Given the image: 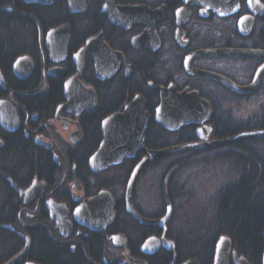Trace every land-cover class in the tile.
<instances>
[{
  "label": "flooded vegetation",
  "instance_id": "af4514ba",
  "mask_svg": "<svg viewBox=\"0 0 264 264\" xmlns=\"http://www.w3.org/2000/svg\"><path fill=\"white\" fill-rule=\"evenodd\" d=\"M0 1V10L18 14L26 13L14 11L17 2L43 8H52L61 2L70 15L69 20L60 24L44 28L39 26L38 51L16 59L29 57L33 61L34 69L26 79L21 80L15 75L13 66L16 61L10 68L12 80L17 85L27 82L36 73L41 74L42 82L30 89L43 95L49 94L53 80L59 81L57 86L62 88V97L51 112H34V108L25 106L18 96L28 92L17 90L12 81L8 83L0 66L7 87L4 89L0 85L6 96L0 101H8L21 122V128L15 133L22 132L25 138H31L36 147L48 151L59 168L58 183L50 185L35 180L31 184L39 183L47 187L36 199L25 203V197L18 195L23 205L19 219L26 216V227L30 231L40 227L47 229L58 247L66 249L72 256L81 257L84 264H185L189 261L200 264L197 260L183 259L181 255L177 235L185 229L178 225L176 209L171 203L176 195L160 203L144 199L145 195L141 197L140 182L150 169H157L158 161L147 166L137 179L133 204L138 214L148 222L162 220L169 207L171 218L164 225H145L127 212V184L143 154L130 160L135 164L124 182V176L117 169L126 161L99 174L90 170L89 160L97 150L94 151L88 157L87 167L95 176L106 173L105 178L115 192L111 193L117 202L116 219L104 234L90 230L75 220L74 212L82 200H88L102 191L95 193L97 179L81 173L82 155L89 151L85 147L89 137L86 127L89 121L92 127H96L97 115L105 107L109 113L100 121L102 135L103 120L123 112L125 106L138 95L146 101L150 126H160L154 120L156 109L162 97L167 98L168 94H162L159 89L197 92L213 108V115L215 107H264V0H225V9L220 14L205 3H196V0H77V13L71 12L69 0H58L50 6L28 5L23 0ZM62 26L70 30L67 55L61 62L54 63L47 35ZM89 41L94 44L89 53L81 56ZM102 45L109 53H105ZM104 55H107V71L101 75L99 59ZM53 69H60L65 75L50 76L49 72ZM72 77H77L78 83L95 92V109L81 112V105H68L65 83ZM65 105L69 106L67 110L58 114ZM85 106L90 105L86 102ZM0 130L15 134L6 132L1 126ZM161 137L164 135L160 134ZM38 139L49 147L37 145ZM13 188L15 191L18 189ZM50 201L65 206L67 210L66 219L71 230H62L66 237L50 218L47 209ZM119 208L123 211L121 218L118 217ZM40 215L42 219L38 218ZM20 234L27 235L17 233L24 241ZM27 237L31 242L30 236ZM98 240L100 243H97ZM30 252L31 244L25 262H34L27 259ZM59 262L75 264L73 259L65 257H60Z\"/></svg>",
  "mask_w": 264,
  "mask_h": 264
},
{
  "label": "trees",
  "instance_id": "16d2710c",
  "mask_svg": "<svg viewBox=\"0 0 264 264\" xmlns=\"http://www.w3.org/2000/svg\"><path fill=\"white\" fill-rule=\"evenodd\" d=\"M15 5V12L26 14L13 13L5 9L0 10V66L8 83L12 81L17 85V82L12 80L11 65L17 58L29 53L33 55L38 51L39 26L44 28L47 25L60 24L69 20L70 15L61 2L52 8L24 6L20 2ZM1 7L2 2L0 1ZM41 82V74L36 73L27 82L18 83L17 90L24 89L28 92L18 98L22 99L21 101L28 108H34V112H51L62 97V88L57 86L58 80H53L54 84H52L49 94L43 95L37 90L31 91L30 87L37 86ZM122 95H125L124 92ZM5 97L4 91L0 88V99ZM104 109L105 107L97 115L95 128L91 126L90 121L87 124L86 130L89 137L85 147L89 151L83 153L80 166L83 176L87 173V177L97 179L95 193L100 190L115 193L110 182H107L105 178L106 173L95 176L89 172L87 167L88 157L97 150L102 139L99 128L100 121L104 115L109 113ZM229 118L221 108H214L211 120L214 129L213 139L220 140L242 132L264 129V112L261 116L254 118L252 123L241 127L234 124L233 121H227L231 119ZM160 134L164 137L159 138ZM0 139L4 142L3 148H0V264L7 263L23 249L25 243L17 235V232H22L31 238V252L27 258L30 261L38 264H61L60 257H65L69 260L73 259L75 264H84L81 257L72 256L66 249L58 247L47 229L40 227L30 231L31 229L26 227L28 221H25V216H22L21 219L18 217L23 205L9 181L11 180L20 190L29 188L35 180L50 185L58 183L59 168L52 155L48 151L36 147L31 138H25L22 132L7 134L0 130ZM194 141H196L194 128L183 129L178 134H170L160 126L152 124L146 134L145 146L148 149L159 150ZM228 148L230 149L227 152L220 155V161L234 169L235 178L225 184L220 189L221 193L209 202L208 214L200 213L196 219L194 216L195 221L192 222L191 228L182 226L185 231H182L184 236L182 233L177 235L178 246L183 259L197 260L200 264H213L217 241L225 236L231 240L232 251H235L238 256L245 257L249 264H262L264 250V139L235 144ZM204 152H188L184 155L197 156ZM185 162L189 161L182 160L177 164L181 166ZM134 164L135 162L126 161L117 169L124 176V182L131 173ZM174 166L171 169L176 168ZM173 183V178H170L168 185V189L171 191L170 196L174 194ZM177 202L178 200L172 197L171 203L175 208ZM118 211V217L121 218L123 211H120V208ZM38 218L42 219V216L40 215ZM6 226H12L17 232L5 228ZM97 243L100 241L98 240Z\"/></svg>",
  "mask_w": 264,
  "mask_h": 264
},
{
  "label": "water",
  "instance_id": "95a60500",
  "mask_svg": "<svg viewBox=\"0 0 264 264\" xmlns=\"http://www.w3.org/2000/svg\"><path fill=\"white\" fill-rule=\"evenodd\" d=\"M57 1L58 0H23V2L28 5L44 6L53 5ZM202 2V0H199V2L196 0V3L200 5H202ZM204 3L206 6L213 8L216 13L220 14L225 0H206ZM69 4L71 12L77 13V0H69ZM69 33L70 30L67 26L53 29L48 33L47 44L54 63H59L66 57L70 40ZM93 44V41H89L87 46L82 50L81 56L89 53ZM102 47L105 53H109L104 45H102ZM106 58L107 55H104L103 58L100 57L99 59V72L101 75L105 74L107 71ZM33 69L34 63L29 57L18 59L13 66L15 75L21 80L26 79L32 73ZM261 74L262 71L259 73V77ZM49 75L53 77H62L65 75V72L60 69H53L49 72ZM204 75L213 78L212 75ZM0 85L4 89H7L1 71ZM159 90L162 94L166 92L168 97H162L160 105L156 109L155 122L169 133H177L185 128L196 127L198 141L179 144L161 150L146 149L145 135L149 129L151 119L146 110L145 99L138 95L125 106L123 112L112 114L103 120L101 126L103 136L101 144L89 160L90 170L95 174H99L120 166L126 160H133L139 154L144 155L129 178L125 194V205L127 212L132 217L140 223L148 225H164L168 222L171 218V207L168 208L167 215L162 220L155 222L146 221L136 211L133 204V191L137 179L147 166L158 160L184 152L218 149L244 141L264 138V130H255L243 132L222 140H211L213 129L208 123L212 118L213 109L207 101L201 99L197 92L185 90L179 93L175 89H168L166 91L163 89ZM65 96L69 106L77 107V104L81 105V112L88 109H95L97 104L95 92L92 89H86L82 84L78 83L77 77H72L66 81ZM86 102L90 106H85ZM68 105L62 106L58 114L62 111H66L69 107ZM0 126L8 133H15L21 128V122L16 110L8 101L4 100L0 101ZM36 144L49 147L47 143L39 139L36 141ZM2 146L3 142L0 140V148ZM16 190L20 192L21 195H25V203H27L44 193L47 187L39 183H34L25 191ZM116 206L117 202L114 196L109 191L102 190L96 196L88 200H82L80 206L74 212V218L86 228L104 234L115 222ZM47 209L51 220L57 228L61 229L62 236L66 237L62 230L65 229L69 232L71 230V225L66 219L67 210L65 206L50 201L47 203ZM5 228L13 230L12 226H6ZM20 236L24 238L26 242L24 249L6 264H21L25 261L30 251L31 242L27 236L22 234H20ZM231 260L233 264H249L243 256L239 257L235 251H232L231 240L228 237L222 236L217 241L215 247L213 264H230ZM24 264L37 263L25 262ZM126 264L132 263L127 262ZM185 264L198 263L196 261H189ZM262 264H264V250Z\"/></svg>",
  "mask_w": 264,
  "mask_h": 264
},
{
  "label": "rangeland",
  "instance_id": "374dc122",
  "mask_svg": "<svg viewBox=\"0 0 264 264\" xmlns=\"http://www.w3.org/2000/svg\"><path fill=\"white\" fill-rule=\"evenodd\" d=\"M218 108L231 118L227 121H233L239 127L252 123L254 118L261 116L264 112V107L260 106ZM228 149L230 148L209 149L197 156H186L183 153L184 156L179 154L161 159L158 161V170L150 169L142 178L145 182L143 180L142 183L140 182L141 197L145 195L144 199L158 203L168 199L171 193L168 185L170 178H173V192L176 195L175 200H178L175 208L178 223L180 226L191 228L195 221L194 216L196 219L200 213L208 214L209 202L221 193L220 189L225 184L235 178L234 169L220 161V155ZM182 160L189 162L178 165L177 162ZM173 166L176 168L171 169ZM24 218L28 221L26 216Z\"/></svg>",
  "mask_w": 264,
  "mask_h": 264
},
{
  "label": "bare ground",
  "instance_id": "6f19581e",
  "mask_svg": "<svg viewBox=\"0 0 264 264\" xmlns=\"http://www.w3.org/2000/svg\"><path fill=\"white\" fill-rule=\"evenodd\" d=\"M198 2H199V0H197ZM203 2H202V5H204V0H202ZM225 5V3H223V6ZM222 9H225V8H222ZM238 91H240V90H238ZM264 130V129H263ZM253 131H255V130H253ZM246 132H250V131H246ZM243 133V132H242ZM240 134V133H239ZM237 135V134H236ZM233 136H235V135H233ZM232 137V136H231ZM229 138V137H228ZM264 139V138H263ZM220 140H222V139H220ZM254 140H259V139H254ZM254 140H249V141H254ZM249 141H244V142H240V143H237V144H241V143H245V142H249ZM10 182V185L12 186V187H15L16 188V186H15V184L10 180L9 181ZM12 183H13V185H12ZM135 188V187H134ZM134 192V191H133ZM16 193L18 194V195H21V193L20 192H18V191H16ZM21 196H23V197H25V195H21ZM144 219V218H143ZM146 225V224H145ZM13 231H15V232H17L16 230H15V228H13ZM18 233V232H17Z\"/></svg>",
  "mask_w": 264,
  "mask_h": 264
}]
</instances>
